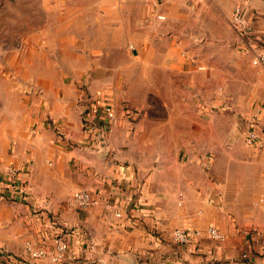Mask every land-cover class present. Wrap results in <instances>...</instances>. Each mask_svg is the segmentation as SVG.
<instances>
[{"label":"crops","instance_id":"0c3cea01","mask_svg":"<svg viewBox=\"0 0 264 264\" xmlns=\"http://www.w3.org/2000/svg\"><path fill=\"white\" fill-rule=\"evenodd\" d=\"M150 1L138 0L143 5ZM161 1L166 9L161 11L176 13L179 21L170 18L166 32L145 31L141 41L106 17L99 26H86L93 43L161 44L155 60L138 58L144 71L153 65L155 78L161 79L155 88H194L192 82L187 85L191 76L194 82L193 69L185 68L188 55L180 50L194 39L182 38V29L216 28L223 23L217 16H227L237 3L264 31V0ZM100 11L106 15L115 10L104 5ZM246 57L251 64L250 55ZM249 72L234 88H264V68L251 64ZM177 75H186V82ZM104 89L101 95L96 88H40V96L20 95L18 101L16 88H0V175L16 168L31 197L13 201L12 192L4 191L0 246L28 264H53L31 258L29 247L50 248L54 234L65 231L68 247L62 264H264V138L226 149L223 137L221 148H204L199 129H193L192 99L160 100L153 118L159 141L153 147L149 131L130 128L111 105L115 118L106 135L109 151L103 154L91 148L95 140L83 126L82 108L109 104L104 98L115 103L116 89ZM7 95L9 99L3 98ZM262 101L253 113L264 126ZM181 125H187V132ZM178 139L186 148L176 147ZM78 189L96 195L98 203L71 206L70 196ZM209 226L223 231L225 240L211 239ZM174 228L189 229L191 241L173 242Z\"/></svg>","mask_w":264,"mask_h":264},{"label":"rangeland","instance_id":"374dc122","mask_svg":"<svg viewBox=\"0 0 264 264\" xmlns=\"http://www.w3.org/2000/svg\"><path fill=\"white\" fill-rule=\"evenodd\" d=\"M104 5L115 11L101 13ZM161 8L165 9L161 0L144 5L138 0H0V88H16L18 101L20 95L40 96V88H96L100 94L104 88H115L118 99L111 95L115 103L103 97L104 102L117 107L121 121L133 130H148L151 147L159 141L155 134L160 128L153 123L156 101L192 99L193 129H199L202 147L221 148L223 137L226 149L246 143L251 123L262 125L253 107L263 102L264 88H234L250 75L251 64L236 38L238 33L229 24L230 13L217 16L223 23L216 28L181 30L182 38L194 39L180 49L182 55H188L185 68L194 72V82L191 76L187 85L192 82L194 88H155L161 79L155 78L153 65L144 71L138 58L159 57L161 44L157 41L105 44L87 38L90 31L86 26H99L105 17L122 24L136 41L142 40L145 31L166 32L164 25L173 20L170 18L178 22L180 17ZM79 35L85 36L80 39ZM179 80L186 82V75ZM3 98L9 99V95ZM142 117L148 121L140 123ZM187 128L180 126L182 131ZM188 135H193L190 129ZM176 147L186 148L179 139Z\"/></svg>","mask_w":264,"mask_h":264},{"label":"built area","instance_id":"2783aa9c","mask_svg":"<svg viewBox=\"0 0 264 264\" xmlns=\"http://www.w3.org/2000/svg\"><path fill=\"white\" fill-rule=\"evenodd\" d=\"M230 26L239 34L240 45L242 50L250 55V62L254 66L264 68V31L256 28L255 24L247 16L244 7L240 4L234 5L229 17ZM83 126L95 140V145L91 148H98L102 139L106 140V135L112 131V121L115 118V111L109 104L101 107L92 106L82 108ZM57 136L63 138L61 132ZM264 138V126L258 122H252L248 128L245 140L249 144ZM12 192L13 201L30 200L25 184L19 180V172L14 167H8L0 175V199H4L5 192ZM98 197L88 190H75L69 199V204L76 208H86L98 203ZM33 212H38L35 208ZM209 237L216 241H224L226 236L223 231L215 226L207 228ZM195 231V234H198ZM65 231H57L51 239L50 248L46 247H29V256L31 258L47 259L53 264H62L66 258L68 247ZM171 239L178 244H186L191 241L192 233L189 229L174 228L171 231ZM28 264V260L22 255L11 252L0 246V264Z\"/></svg>","mask_w":264,"mask_h":264},{"label":"water","instance_id":"95a60500","mask_svg":"<svg viewBox=\"0 0 264 264\" xmlns=\"http://www.w3.org/2000/svg\"><path fill=\"white\" fill-rule=\"evenodd\" d=\"M93 150L103 153V154H107L108 153V147L106 145V140L102 139L98 145V148H92Z\"/></svg>","mask_w":264,"mask_h":264}]
</instances>
